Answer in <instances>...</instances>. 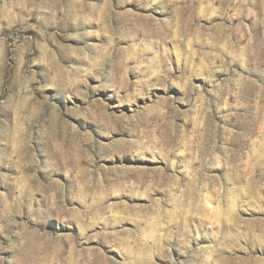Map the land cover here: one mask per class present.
I'll return each mask as SVG.
<instances>
[{
	"label": "rangeland",
	"instance_id": "1",
	"mask_svg": "<svg viewBox=\"0 0 264 264\" xmlns=\"http://www.w3.org/2000/svg\"><path fill=\"white\" fill-rule=\"evenodd\" d=\"M0 264H264V0H0Z\"/></svg>",
	"mask_w": 264,
	"mask_h": 264
}]
</instances>
